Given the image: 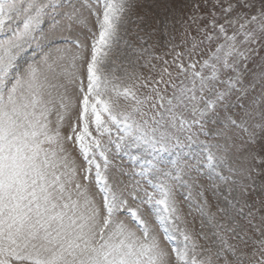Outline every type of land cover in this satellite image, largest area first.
<instances>
[{"label": "snow or ice", "instance_id": "6c2138e0", "mask_svg": "<svg viewBox=\"0 0 264 264\" xmlns=\"http://www.w3.org/2000/svg\"><path fill=\"white\" fill-rule=\"evenodd\" d=\"M142 8L0 0V264H264V0Z\"/></svg>", "mask_w": 264, "mask_h": 264}, {"label": "rangeland", "instance_id": "374dc122", "mask_svg": "<svg viewBox=\"0 0 264 264\" xmlns=\"http://www.w3.org/2000/svg\"><path fill=\"white\" fill-rule=\"evenodd\" d=\"M138 3H140L141 5H143V8L141 9V12H147L148 11V7L149 5H151V0H148V4H145V0H138ZM161 19H163V17L161 16ZM94 21V18L92 20L89 21L90 23V26L91 24L93 23ZM132 28V31L134 32L135 31V28L134 26H130ZM160 32L162 33L163 32V28L161 27L160 28ZM169 32H170V36L168 38H171V36H174L175 39H174V42L175 43H179L180 39H181V31L179 30V25H177V31L175 32H172L171 30V27L169 28ZM230 33H231V30H230ZM2 35V34H0ZM160 37V34L157 33L156 36H154L153 40L152 41H149V43H153L155 42L156 39H158ZM166 39H160V43L161 45H163L165 42H166ZM253 48H255L256 50L253 51V52H250L249 53V57L250 59L248 60V65H249V68L251 69H254L257 73L259 72V68H260V65L262 63H264V48H260L258 45H253L252 46ZM161 49H157V51H160ZM33 58V51L32 50H28L22 57L21 59V63H24L25 61H31ZM256 91L258 92L259 89L257 87ZM116 163L117 164H120L121 161L119 159L116 160ZM124 167H129L128 163L125 161L124 162ZM199 183L201 185H204L205 187H207V185L209 184V181L207 179H201L199 181ZM195 192H196V189L193 190V196H195ZM187 193L183 190H181L179 196H178V202L184 212V214L186 215V218L188 220V225H189V228L190 230H195V231H200V218H199V215L197 213H195L193 211L192 215L191 216H187V213L189 212L190 208H189V205H188V202L184 201L182 199V196L183 195H186ZM209 203L212 205V210L215 211V201L211 195L210 192H206L205 193Z\"/></svg>", "mask_w": 264, "mask_h": 264}]
</instances>
